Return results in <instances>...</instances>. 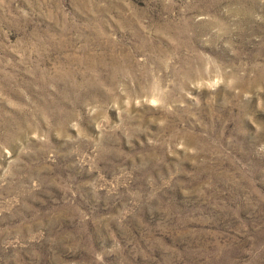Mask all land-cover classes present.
<instances>
[{"label": "rangeland", "instance_id": "obj_1", "mask_svg": "<svg viewBox=\"0 0 264 264\" xmlns=\"http://www.w3.org/2000/svg\"><path fill=\"white\" fill-rule=\"evenodd\" d=\"M0 264H264V0H0Z\"/></svg>", "mask_w": 264, "mask_h": 264}]
</instances>
